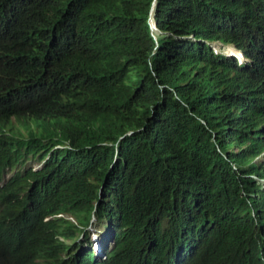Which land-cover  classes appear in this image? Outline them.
<instances>
[{
  "label": "trees",
  "instance_id": "trees-1",
  "mask_svg": "<svg viewBox=\"0 0 264 264\" xmlns=\"http://www.w3.org/2000/svg\"><path fill=\"white\" fill-rule=\"evenodd\" d=\"M235 1L157 0L164 34L154 40L151 0H129L114 43L121 59L74 80L64 74L85 58L83 0H12L20 16L9 20L0 5L10 22L0 35V125L31 119L53 140L0 138V264H264V190L252 178L264 177L253 163L264 154V23L254 15L264 0L242 17ZM174 30L180 41L165 36ZM200 39L233 44L248 63ZM44 120L59 124L68 149H55L63 140ZM99 224L113 245L104 262L89 233Z\"/></svg>",
  "mask_w": 264,
  "mask_h": 264
},
{
  "label": "clouds",
  "instance_id": "clouds-1",
  "mask_svg": "<svg viewBox=\"0 0 264 264\" xmlns=\"http://www.w3.org/2000/svg\"><path fill=\"white\" fill-rule=\"evenodd\" d=\"M256 1L257 0H236L235 12L237 16L242 17L248 15L250 9L256 3ZM11 2L12 0H0V5L5 8L4 19L7 20L11 19L13 16H15V18L20 16L19 12H12L9 10L8 6ZM156 7L157 0H151L146 20L149 29V34L154 40H156V36L158 34H156L155 32H151L152 29L150 27H153L154 30H158L162 33V31L157 28L154 19ZM171 11L176 12V10L174 9L170 10V12ZM176 15L178 16L177 21L180 22V13H176ZM254 15L264 23L263 13H261L259 10H256ZM129 22V0H83L80 25L82 28L85 58L77 66H69L68 72L64 75L68 79L74 80L79 74H81L85 70L93 71L96 74H98V72L104 69L110 70V64L116 61L117 59H121L120 53L115 48L114 43L124 37L125 29L128 26ZM9 26L10 22L6 23L3 20H0V35L6 34ZM70 30L71 24L64 23L63 32L68 34ZM175 31L176 30L171 32L169 31L170 34L167 37H169L170 39H175L174 41H180L182 37L174 35L173 33ZM249 35L251 36V30H249ZM191 38L196 41V39H194L193 37ZM198 41L201 42L207 49L211 50L213 55H220L225 58H232L238 67L245 66L248 63V60L246 59L242 50L235 47L233 44L222 43L217 40L209 41L200 39ZM212 43H216L220 48L226 47L227 51L220 52V50H218L216 47L211 46ZM42 45H44L52 53V60L50 64H53L55 62L53 31L44 32ZM68 97L72 99L71 96L68 95ZM57 112L61 117L60 119L62 125L67 126L69 131L71 132L73 116L70 107L64 101L61 100L60 104L58 105ZM14 122L18 123L21 127L26 128L28 130L27 138L23 137L19 132L14 130ZM44 122H46L53 129V131H56L54 132V134L57 141L63 140V143L56 145L55 149H68L69 146H71L69 138L61 139L60 135H58L57 130L59 129V124L54 123L51 120H44ZM40 134H43L42 136H44V143H47L49 142V140H52L49 137L46 138V135L42 133L41 128L36 127L34 121H32L31 119L28 120V122L23 123L16 120L14 117H11L6 123L0 125V138L8 137L13 139H24L28 141L32 136L40 138ZM30 161L32 162V164L29 168H31L32 171L35 172L42 168L45 159L40 162L36 160ZM253 163L262 164V166H264V154H260L255 159H253ZM233 168H236L235 164L233 165ZM252 178L256 181V185L259 186L260 191H263L264 187H262L261 183L264 182V177L257 178L252 176ZM48 219L50 218H47V216L44 217V222ZM101 241L99 240V238H97V242L94 243L92 239L93 258L97 262L106 261V254L111 251L113 246L110 243L109 236L106 233L102 248L97 253H95L94 246L96 245V249L99 248Z\"/></svg>",
  "mask_w": 264,
  "mask_h": 264
},
{
  "label": "rangeland",
  "instance_id": "rangeland-1",
  "mask_svg": "<svg viewBox=\"0 0 264 264\" xmlns=\"http://www.w3.org/2000/svg\"><path fill=\"white\" fill-rule=\"evenodd\" d=\"M150 28L152 29L151 32H155L158 35L163 34V32L161 33L158 30H154L153 27H150ZM169 34H170V32H165V36L166 37L169 36ZM211 46L216 47L218 50H220V52H226L227 51L226 50L227 49L226 47H224V48L221 47L220 48L216 43H212ZM14 124H15L14 125V130L17 131V132H19L23 137L27 138V136H28V130L26 128L21 127L18 123H15L14 122ZM31 164H32V162L29 161V162H27L24 165H17L15 167H13L12 169L7 168L5 170L4 178L5 179L9 178L16 171H23V170L29 168L31 166ZM261 184H262V187H264V182H262ZM89 233H90V235H91L94 243L97 242V238H99L100 241L102 240L101 243H100L99 248L96 249V245L94 246V251H95V253H97L102 248V245H103V242H104V237L106 235V229L103 226V224H99L95 228H90L89 229ZM81 238H82V236L80 237V239ZM89 239H91V238H89Z\"/></svg>",
  "mask_w": 264,
  "mask_h": 264
}]
</instances>
